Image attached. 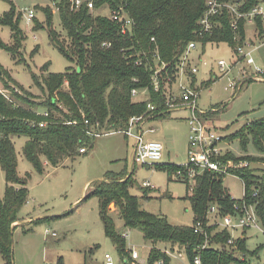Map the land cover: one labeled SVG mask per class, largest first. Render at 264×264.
<instances>
[{
  "label": "trees",
  "instance_id": "obj_1",
  "mask_svg": "<svg viewBox=\"0 0 264 264\" xmlns=\"http://www.w3.org/2000/svg\"><path fill=\"white\" fill-rule=\"evenodd\" d=\"M101 1L107 2L110 10L124 8L134 22L130 34L121 35L118 24L108 17L89 14L85 10L73 13L69 10L68 0H60L58 15L65 33V38H61L52 28L53 9L50 6L42 8L50 45L74 64L63 74L44 75L41 72L37 77L31 74L35 84L45 90V99L40 105L43 112L48 113V118L36 110L39 106L31 92L17 88L12 81L3 80V88L11 97L7 100L0 94V169L6 183L5 194L0 197V256L4 264H13L11 237L16 227L13 224L19 221L18 212L27 198L25 181L16 175L14 138L26 139L22 155L34 169L41 171L43 160L56 167L80 154V149H85L86 153L95 139L90 135L93 131L120 132L127 128L130 118L145 114L149 103L156 107L158 113L166 109L165 74L162 73L159 92L154 91L150 81L157 57L166 64L165 72L174 82L179 57L190 42L196 41L203 46L225 43L234 50L247 39L245 20L240 19L238 30L233 32L232 18L226 11L215 17L217 27L211 34L198 37V21L206 9V0ZM239 1L242 3L240 10L247 12L264 0ZM2 23L9 25L12 31L13 45L7 49L13 59L22 62V54L18 50L23 40L22 32L15 25L12 14L6 15ZM103 42H109L111 46L103 48ZM138 59L141 65L134 64ZM2 75L9 77L0 69V77ZM191 79L195 83L196 76ZM216 79L204 82L203 88H208ZM16 88L18 92H15ZM143 88L147 89V99L133 101L131 91ZM211 113L207 111L204 115ZM163 116L158 115L159 118ZM42 121H47V125L38 127ZM249 136L253 144L264 151V118L246 124L238 132L223 137V141L237 139L246 144ZM221 160L264 162V158H237L227 152ZM165 171L169 181L177 172L187 175V167L182 165H165ZM232 173L243 181V199L255 204L258 221L264 229V191L260 187V178L250 166ZM132 174H126L127 178L126 175L120 176L125 178L104 177L90 193L101 199L100 216L104 232L120 256H128L130 252L125 249V239L115 231L108 209L111 203L125 226L140 229L151 246L147 264L158 261L168 264L169 254L162 252L159 244H168L172 253L175 249L184 250L191 264L197 255L202 264H251V256L261 249L260 244L253 251L247 250L246 240H237L236 248L227 247L225 243L229 233L226 231L211 235L215 227L208 225V209L216 206L220 215H224L231 213L233 203L238 201L224 189L223 175L208 171L196 174L191 194L185 196L190 203L194 224L200 221L209 244H215L202 248L204 237L194 232V224L192 227L172 226L165 217H156L140 209L138 199L128 192ZM178 180L188 184L187 177ZM186 189L188 192V185ZM143 196L148 198L147 190ZM236 251L244 258L236 256ZM126 260V264L132 261L129 257Z\"/></svg>",
  "mask_w": 264,
  "mask_h": 264
},
{
  "label": "rangeland",
  "instance_id": "obj_2",
  "mask_svg": "<svg viewBox=\"0 0 264 264\" xmlns=\"http://www.w3.org/2000/svg\"><path fill=\"white\" fill-rule=\"evenodd\" d=\"M51 5V0H0V69L9 76L0 77V88L5 90L3 80L6 79L17 88L31 92L39 106L36 108L38 112L44 111L40 104L45 99V90L35 84L31 74L36 77L41 72L44 75L63 74L74 67L49 43L42 8ZM25 8L35 12L33 21L27 22L23 16L22 10ZM102 11L107 14V10ZM8 14L13 15L15 25L22 32L23 40L18 49L22 54V62L13 59L7 49L13 45L11 28L2 23ZM52 28L61 38H65L59 15L55 11ZM252 32L251 26L246 25L247 40L252 39ZM196 45L197 50L190 54L191 65L199 69L195 85L210 79L212 74L218 76L208 88H197L200 91L197 101L199 108L213 112L204 115L206 123L225 138L246 124L264 118V81L244 82L234 94L231 90H225L229 78L235 76L244 64L240 63L227 76L219 77L221 73L216 62L223 60L229 64L234 58L231 47L225 43ZM255 46L252 53L254 66L264 69V44L255 41ZM201 61L208 62V66L203 67ZM188 115L187 110H173L169 116L144 125V130L156 128V132L148 134L145 140L157 141L163 146L161 160L148 165L133 164L134 139L115 133L95 138L86 153L66 159L56 167L43 160L41 171H37L22 155L26 139L14 138L16 175L25 181L27 198L18 212L19 221L13 224L16 226L11 237L13 264H105V254H109L115 264H122L128 257L143 263L148 261L151 246L145 241L142 231L126 227L112 203L108 209L112 212L115 231L120 236L128 234L125 249L130 254L120 256L105 235L100 216L101 199L90 193L107 176L127 178L133 172L128 192L138 199L142 211L156 217L163 216L172 226L192 227L194 217L185 196L191 194L194 184L190 180L188 184L179 181L176 175L169 181L165 171V165L183 166L188 162V123L185 120ZM219 146L237 158H264V151L253 144L250 136L246 144L234 139L227 140L225 145L222 142ZM249 163L253 173L260 178V189L264 191V162ZM144 182H149L151 187H144ZM222 185L234 200L242 198L244 187L237 176L225 175ZM5 188L4 172L0 169L1 198ZM145 190L148 198L143 196ZM46 231L55 233V236H47ZM260 244H264L261 233L247 231V250L253 251ZM158 247L162 252L169 253L168 264H191L184 250L175 249L172 253L168 244H159ZM179 253L181 256H178ZM250 263L260 264L257 260H251ZM0 264H4L1 256Z\"/></svg>",
  "mask_w": 264,
  "mask_h": 264
},
{
  "label": "built area",
  "instance_id": "obj_3",
  "mask_svg": "<svg viewBox=\"0 0 264 264\" xmlns=\"http://www.w3.org/2000/svg\"><path fill=\"white\" fill-rule=\"evenodd\" d=\"M59 2L60 0H51V8L57 13L59 11ZM68 2L69 10L73 13L85 10L89 14L108 17L111 21L118 24L121 35L130 34L131 29L134 26L133 20L128 17L124 8L110 10L109 4L107 2H102L101 0H68ZM241 5L242 3L239 0L231 2L224 0H206V9L198 21V37L211 34L217 27L215 17L220 16L224 11H226L232 18L231 28L233 32L238 30V21L240 19L245 20V25H250L252 28L253 39H245L241 45L233 50L234 58L229 64L223 60L216 62V67L221 73L219 74V77L227 76L229 73H232L240 63L244 64V66L238 69L235 76L229 78V81L225 86V90H231L233 94L241 89L244 82L264 81V69L254 66L252 58L253 50L256 47L255 41L264 43V1L256 4L247 12H242L240 10ZM104 9L107 10V14L103 13L102 10ZM22 14L27 22H31L35 18V12L27 8L22 10ZM258 26H260V28ZM197 43L199 42H190L179 57L177 71L174 75V82L171 81V78L168 77L165 72L166 64L159 61L158 57L156 58L155 68L151 74L150 81L154 91L159 92L161 90V76L162 73L165 74L163 82L165 83L166 89L164 102L166 109L158 113L156 112V107L149 103L146 106L147 111L145 114L134 116L129 119L126 129L120 132L101 131L100 129H97L98 131L90 133L91 137L98 138L101 135L107 136L121 133L135 141L131 158L133 164L148 165L149 163L158 162L162 157L163 146L160 142L145 140V136L148 134H154L156 129L150 127L144 130V125L158 118V115H166L172 110L183 108L189 112L188 162L183 165L184 167H187L186 177L188 181H193L195 175L202 171L214 172L225 176L228 174L235 175L232 173L233 171H239L245 167H249L250 163L247 161L234 162L233 160H221V157L226 153L223 151V148H220L219 146L222 142L225 143L223 137L216 133V130L210 127L203 119L205 111L199 108L197 103L200 91L197 90L191 79L192 76H196L199 73L198 67L196 65H191L190 60V54L197 50ZM101 46L103 48H109L111 44L109 42H103ZM200 63L203 67L208 66V62L206 61H201ZM134 64L141 65V61L138 59ZM245 66L248 69H246ZM213 77H210V79ZM171 84H173L172 88L170 87ZM14 90L15 92H18V90ZM6 93H8L6 90L0 88V94L7 100H10V95L8 96ZM147 95L148 92L145 88L133 89L131 91L133 101H145ZM39 114L44 118H48L47 112L41 111ZM31 125L33 126L34 124ZM46 125L47 121L38 123V127H45ZM79 152L85 153V149H80ZM176 176L180 179L186 178L182 172H177ZM143 186H149L148 182L143 183ZM254 195H256V193ZM206 217L208 219V225H213L215 227L214 232L226 231L229 233V237L225 243L227 247L236 248L237 240L247 239V231H257L264 237V229L258 221L255 204L247 202L243 199V196L240 200L233 203L231 213L220 215L217 207L211 206L206 213ZM193 230L195 233L204 237L202 248L215 246V244H209L208 236L203 230L200 221L194 224ZM214 232H212L211 235H213ZM45 234L48 236L50 233L46 231ZM50 235L55 236V233H51ZM127 237L128 234L123 236V238ZM235 255L238 256L240 254L236 251ZM178 256H181V254L179 253ZM239 258L243 259L244 256L241 255ZM131 260L132 261L128 264H147L146 261L143 263L142 261ZM251 260H257L260 264H264V244H261V249H259L255 255L251 256ZM126 263L127 260L122 261V264ZM105 264H115L109 254H105ZM157 264L164 263L158 261ZM193 264H202L199 255L194 257Z\"/></svg>",
  "mask_w": 264,
  "mask_h": 264
},
{
  "label": "crops",
  "instance_id": "obj_4",
  "mask_svg": "<svg viewBox=\"0 0 264 264\" xmlns=\"http://www.w3.org/2000/svg\"><path fill=\"white\" fill-rule=\"evenodd\" d=\"M252 37H253V32H252ZM262 44H264V43H262ZM215 74H212L210 77H212V76H214ZM214 78H218L217 76H214L212 79H214ZM209 80V79H208ZM208 80H205V81H201L200 82V84H198L197 86L195 85V83H193L194 84V86L196 87V88H198V87H200V86H202L203 85V83L204 82H206V81H208ZM196 82V81H195ZM225 88V87H224ZM179 110H185V109H183V108H180V109H177L176 111H179ZM173 111V110H172ZM172 111H170L169 113H168V115H165V116H163L162 118H164V117H167V116H169L170 115V113L172 112ZM206 112V111H205ZM188 117H189V115H188ZM188 117L187 118H185V120H186V122L188 123ZM157 119H160L159 117L158 118H156V120ZM154 121V120H153ZM150 122H152V121H150ZM154 128V127H153ZM156 129V128H155ZM107 136H109V135H107ZM147 136V135H146ZM146 136H145V138H146ZM188 136H189V126H188ZM224 145H225V143H224ZM223 148V147H222ZM187 149H188V137H187ZM168 165H172V164H168ZM174 165V164H173ZM104 179V178H103ZM145 183V182H144ZM148 184H149V182H148ZM147 187H151L150 186V184H149V186H147ZM85 192V191H84ZM112 213V212H111ZM123 237V236H122ZM125 240H126V238H124Z\"/></svg>",
  "mask_w": 264,
  "mask_h": 264
}]
</instances>
